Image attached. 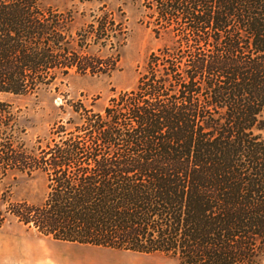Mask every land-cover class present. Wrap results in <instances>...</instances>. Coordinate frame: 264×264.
<instances>
[{
	"label": "trees",
	"instance_id": "trees-1",
	"mask_svg": "<svg viewBox=\"0 0 264 264\" xmlns=\"http://www.w3.org/2000/svg\"><path fill=\"white\" fill-rule=\"evenodd\" d=\"M147 2L158 54L102 109L72 108L50 149L26 147L0 100V228L12 216L39 236L176 264H264V0ZM64 26L40 0H0V94L69 73ZM19 173L44 176L40 202L7 199Z\"/></svg>",
	"mask_w": 264,
	"mask_h": 264
},
{
	"label": "rangeland",
	"instance_id": "rangeland-1",
	"mask_svg": "<svg viewBox=\"0 0 264 264\" xmlns=\"http://www.w3.org/2000/svg\"><path fill=\"white\" fill-rule=\"evenodd\" d=\"M148 3L147 0H40L41 6L50 7L51 14H62L74 50L61 61L68 64L67 75L48 71V76L55 74L51 89L26 96L0 94V100L11 102L18 110L23 129L21 139L26 147L34 145L35 149L47 151L64 136L61 130L66 129L65 120L72 108L81 113L100 110L116 92L135 86L151 54H158L164 43L150 29L160 23L154 10L145 7ZM45 182L39 173L31 176L19 173L7 178L3 190L8 200L38 203L46 192ZM0 264H176V261L162 254L147 255L39 236L9 216L0 228Z\"/></svg>",
	"mask_w": 264,
	"mask_h": 264
}]
</instances>
